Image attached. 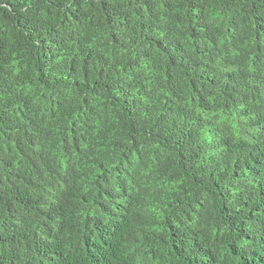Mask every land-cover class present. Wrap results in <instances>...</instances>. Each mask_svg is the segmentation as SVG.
I'll use <instances>...</instances> for the list:
<instances>
[{
  "label": "trees",
  "instance_id": "trees-1",
  "mask_svg": "<svg viewBox=\"0 0 264 264\" xmlns=\"http://www.w3.org/2000/svg\"><path fill=\"white\" fill-rule=\"evenodd\" d=\"M0 264H264V0H0Z\"/></svg>",
  "mask_w": 264,
  "mask_h": 264
}]
</instances>
